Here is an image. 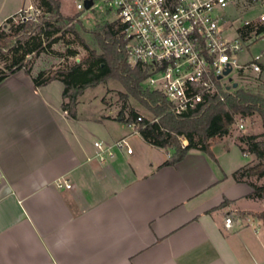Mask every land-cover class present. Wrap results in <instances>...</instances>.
<instances>
[{"label":"crops","instance_id":"0c3cea01","mask_svg":"<svg viewBox=\"0 0 264 264\" xmlns=\"http://www.w3.org/2000/svg\"><path fill=\"white\" fill-rule=\"evenodd\" d=\"M30 6L0 0V26ZM38 72L0 83V264H264V177H234L258 162L238 137L163 165L172 150L127 112L78 102L72 117L64 82L36 87ZM124 138L132 153L114 146ZM96 141L114 156L101 161Z\"/></svg>","mask_w":264,"mask_h":264},{"label":"built area","instance_id":"2783aa9c","mask_svg":"<svg viewBox=\"0 0 264 264\" xmlns=\"http://www.w3.org/2000/svg\"><path fill=\"white\" fill-rule=\"evenodd\" d=\"M85 1L77 3L78 10L101 11L108 23L122 26L128 63L146 71L145 88L162 93L177 116L195 113L212 99L223 100L236 88L234 82L238 86L233 71L239 76L264 71V0H91L89 9ZM232 9L243 13L239 25L226 29L224 17ZM26 12L19 13L22 21L33 17ZM245 27L251 30L242 35L240 29ZM228 31H234V36L229 37ZM260 41L259 53L252 55L254 44ZM242 54L248 58L241 59ZM244 123V116H235L238 131L245 130ZM95 146L101 161L114 156L112 146L101 141ZM114 146L132 153L125 138ZM57 184L72 186L63 179ZM230 223L226 217L225 224Z\"/></svg>","mask_w":264,"mask_h":264},{"label":"trees","instance_id":"16d2710c","mask_svg":"<svg viewBox=\"0 0 264 264\" xmlns=\"http://www.w3.org/2000/svg\"><path fill=\"white\" fill-rule=\"evenodd\" d=\"M38 8H43L45 15L38 21H22L16 28L0 30V57L13 54L9 73H0V83L10 74L26 66L23 60L34 52H44L48 49V41H56L67 33L77 37L78 42L88 52V56L70 66H60L58 69H45L34 77L36 87L46 85L53 80H61L65 84L63 108L72 117H77L78 98L88 87H95L108 79L119 80L128 91L138 98L154 114V120L143 117L132 110L123 120L136 124L139 132L149 143L172 150L163 165H175L182 161L191 149H199L212 156L211 146L229 133L236 115L252 116L257 114L261 119L260 134H242L238 141L242 151L255 154L258 162L234 173L236 179L255 175L264 177V95L245 90L237 86L232 92L226 93L223 100L212 99L202 109L195 113L177 116L170 110L164 95L158 91L145 88L146 71L141 67H131L125 49L122 26L115 23H97L92 29H87L77 16L67 17L61 12L60 0H35ZM9 18L6 24L12 21ZM81 30L91 33L93 40L99 45L101 53L91 48L81 35ZM242 35L251 28L240 29ZM60 34V36H56ZM69 44V42H68ZM67 44V45H68ZM21 54H18V53ZM76 54L72 48L67 49V56ZM32 67L26 69L30 72ZM141 117V120L139 118ZM187 145L183 146V142ZM255 195L263 186L250 184ZM255 216L264 220V210Z\"/></svg>","mask_w":264,"mask_h":264},{"label":"rangeland","instance_id":"374dc122","mask_svg":"<svg viewBox=\"0 0 264 264\" xmlns=\"http://www.w3.org/2000/svg\"><path fill=\"white\" fill-rule=\"evenodd\" d=\"M80 0H60L61 2V12L67 17L77 16L87 29H92L97 23L108 22V16L104 15L101 11H90L86 10L80 11L77 9V3ZM32 4V8H25L27 10L26 14H31L33 17L27 21H38V19L45 15L43 8H38V3L35 0H26V7ZM242 9H232L228 17H224L223 23L225 28H230L232 26L239 25ZM21 15H17L12 19V21L7 24L1 25L0 30H10L11 27L16 28L20 23ZM81 35L86 39L87 43L91 48L95 49L97 52L101 53L99 45L91 37V33L81 30ZM227 35L229 37L234 36V31H228ZM60 36V34L56 35ZM69 42V44H68ZM48 49L42 52H34L33 54L27 56L23 63L25 64V69L32 67L33 72L37 73L39 70L44 68L58 69L60 66H70L81 59L88 56L89 52L82 46L77 40V37L72 33H67L63 37H58L56 41L51 39L48 41ZM68 44V45H67ZM263 42L260 41L254 44L251 54L257 55ZM72 48L76 51V54L72 56H67V49ZM18 54H21L20 52ZM13 54L1 56L0 57V73H9L10 66L13 61ZM248 58V55L242 54L241 59ZM231 76L236 78L238 86H241L245 90H250L253 92H258L264 95V71L259 75L254 73L246 72L239 76L235 71L231 73ZM87 90V91H86ZM85 91V92H84ZM81 93V97L78 102L80 104V109L84 110L86 108L99 109L103 106L108 110L114 112L117 117L120 116L121 112L129 115L132 110H136L145 118L154 120V114L151 110L146 107L143 102L138 98L133 96L128 89L119 80L111 78L106 82L101 83L95 87H88ZM103 107V108H104ZM245 130L238 131L236 126L233 124L230 127L229 134L231 137H238L242 134H260L263 130L261 125V119L257 114L252 116H244ZM236 152H238L235 147H232ZM240 154V153H239ZM243 160H248V158H243ZM254 165V164H253ZM252 166V165H251ZM249 167V166H248Z\"/></svg>","mask_w":264,"mask_h":264},{"label":"water","instance_id":"95a60500","mask_svg":"<svg viewBox=\"0 0 264 264\" xmlns=\"http://www.w3.org/2000/svg\"><path fill=\"white\" fill-rule=\"evenodd\" d=\"M91 5H92V1H91V0H86V1H85V7H86V9H89V8L91 7ZM228 72H229V69H227V70L224 72V74H227ZM232 87H233V88L237 87V83L234 82V83L232 84Z\"/></svg>","mask_w":264,"mask_h":264}]
</instances>
